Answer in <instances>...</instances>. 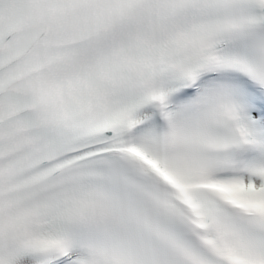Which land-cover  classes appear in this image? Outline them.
<instances>
[{"label": "snow or ice", "instance_id": "obj_1", "mask_svg": "<svg viewBox=\"0 0 264 264\" xmlns=\"http://www.w3.org/2000/svg\"><path fill=\"white\" fill-rule=\"evenodd\" d=\"M0 264H264V0H0Z\"/></svg>", "mask_w": 264, "mask_h": 264}]
</instances>
